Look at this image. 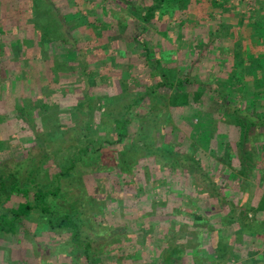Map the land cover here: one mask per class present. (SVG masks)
Returning a JSON list of instances; mask_svg holds the SVG:
<instances>
[{
    "label": "trees",
    "instance_id": "obj_1",
    "mask_svg": "<svg viewBox=\"0 0 264 264\" xmlns=\"http://www.w3.org/2000/svg\"><path fill=\"white\" fill-rule=\"evenodd\" d=\"M15 1L8 0V12L12 16L16 12L28 29L31 64L41 67L24 77L37 86L35 95L28 99L14 94L9 99L10 112L27 124L32 112L42 119L39 127L35 122L30 126L33 146L26 148L25 157L15 159L0 152L1 263L10 264L16 250L10 242L19 240L23 252L16 264H27L51 245L53 263L38 258L39 264H109L106 259L112 257V264H136L141 255L124 244L129 247L131 233L140 236L150 228L164 243L162 248L155 245L150 264L157 260L159 264H185L186 256L194 264H227L239 258L227 242L231 235L239 241L241 235H249L251 242L257 237L264 241V219L258 216L264 215V190L251 183L250 189L236 191L230 188L231 178L223 179V169L216 172L220 168L216 167L214 179L201 163L203 158L210 159L205 152L214 134L227 135L234 129L236 139L226 143L223 152L224 158L236 164L231 174L244 182L256 175V182L264 186V0H108L110 5L105 0H20L18 5ZM191 8L201 16L196 24L202 23V29L192 35L193 47L187 48L178 33L173 41V32L166 27L169 22L158 31L156 25L167 14L180 32L186 24L183 13ZM102 14L111 21H105ZM155 28L160 40L156 44L162 48L150 44ZM52 45L68 49L75 59L54 56ZM7 48L0 49V62ZM95 63L102 70L109 65L117 68L120 91L94 94L101 87ZM47 83L48 94L43 96ZM7 91L1 86L0 111H6L2 107ZM51 97L68 99L73 106L63 109L56 101L48 103ZM190 112L198 119L199 136L182 149V129L185 122L191 123ZM65 133H70L73 143L61 146L66 143ZM200 149L204 157L199 156ZM110 151L114 165H101L103 155ZM145 160L151 164H144ZM135 170L153 190L162 186L164 176H173L181 184L184 175L195 197L213 198L202 215L197 207L186 221L191 236L201 233L208 238L215 231L213 255L193 245L190 235H177L181 223L177 207L168 213L165 201L149 198L147 205L141 200L146 196L133 185ZM77 172L89 173L95 183L105 178L93 189L103 191V200L91 196ZM216 180L237 197L235 204L229 196L221 197ZM123 187L130 190L133 201L124 199ZM111 200L127 223L105 220L101 213ZM125 204L128 210L121 208ZM234 209L238 210V227L224 236L227 223L234 220ZM215 218L217 226L211 222ZM112 246L114 254L107 257L106 250ZM63 258L68 261L61 262ZM257 261L263 258H249L243 264Z\"/></svg>",
    "mask_w": 264,
    "mask_h": 264
},
{
    "label": "rangeland",
    "instance_id": "obj_2",
    "mask_svg": "<svg viewBox=\"0 0 264 264\" xmlns=\"http://www.w3.org/2000/svg\"><path fill=\"white\" fill-rule=\"evenodd\" d=\"M20 0H16L15 4H20ZM105 2H107V5H110L111 3L108 2V0H105ZM0 4L4 5V7L1 5L0 8V49L3 48L4 46L8 48L6 49V52L4 51V54H2V60L0 62V88L1 86H3V88H7L8 91L6 92V96L4 95V106L2 107L6 109V111L1 110L0 111V146L3 147V149H0V152H2L1 156H4L6 154H12L13 157L15 159H20L21 157H25V152H26V148L30 146V142H31V137H32V131H31V127L32 125H34L33 123L35 122L37 124V126L39 127L40 121H41V116L39 117L38 115H35L32 112V118H29V122L24 123L23 121H21L19 118H17L16 114L14 112H10L11 110V105H10V97H12L14 94L16 95H23L25 97H27L28 99H31V95H35L36 88L37 86L33 83H31L30 80H25L24 77L27 76V73H31L32 75L38 73V69H40L41 66H38V68H36L35 65H32V61H31V48H32V43H26V40L28 38V34H27V30L26 28H24L22 26V22L21 20H19L17 13L15 12V16L12 14H9L11 12H8V0H0ZM10 7V6H9ZM250 8L247 7L244 10H249ZM20 11V10H18ZM8 14L7 18H4V14ZM84 13V11H83ZM165 16L161 19V22L159 25L157 26L158 31H162L163 29V25L166 22H169L170 24L167 25V31L169 32H173V41L174 39L176 40V33L177 36L179 37V35H181V37L183 38V41L185 43H187V45H185L187 48L191 47L192 45V41L193 37L192 35H194V33H196L197 29H202V27H200V24H196L197 21H201V16H199V13L196 12V10H193L192 8L189 9V11L186 13H183V16L186 24H183V26H181V30L180 32L176 31V22L174 20V18L170 19L169 17H167V14H164ZM102 17H105L103 19H105V21L110 22L111 18L107 15H103ZM123 15H120L121 20H123ZM129 30H131V24L129 23ZM141 25L138 26L137 32L141 30ZM171 27V28H170ZM156 29V28H155ZM157 29L156 31H154L151 34V39H149V41L151 42L150 44H152L154 47H158L160 46V48H162L161 43L156 44L157 41H160L159 38H156V36L158 37L157 34ZM178 29V28H177ZM161 33V32H160ZM175 33V35H174ZM162 36L166 37V34L164 35L163 32L161 33ZM181 37H179L181 39ZM95 41V40H93ZM10 46V48H9ZM176 47V46H175ZM193 47V45H192ZM51 49V53L56 56V55H62L65 59H71L74 60L71 57V54L64 49V47H54L53 45L50 47ZM176 52L181 51V49L178 47L176 48ZM6 55V56H5ZM4 56V58H3ZM29 60V61H28ZM99 61V60H98ZM99 63V62H98ZM96 64V63H95ZM95 66V65H94ZM102 66V65H101ZM100 65L96 64V66L94 67L95 70H97V72L99 71V84H101V87H99L97 89L96 92H94V94L96 93H109V94H113L116 93L117 91H120L119 89V74H118V70L117 68H114V66H108L105 70H102V67ZM43 68V66H42ZM45 71V69H44ZM73 78V76L71 77V79ZM11 83L10 85L8 84L9 82ZM49 83H47V87L45 85V89L42 88V94L43 96H46L48 94V91L46 88H48ZM41 86V87H43ZM13 89V90H12ZM53 89H58V87H53ZM59 92H61L59 90ZM56 99V100H55ZM38 101L40 99H37ZM50 102L56 101L58 102L56 105L60 106L61 108H69L73 106V102H71L70 100H62L59 99L57 97H51L48 98ZM34 114V116H33ZM188 115H190V121L189 122H185L187 124L183 126L182 131L185 133V135H183L182 139H181V143H182V149H184L186 145L189 144V141H191L192 139H196L198 138L199 134L198 131H196L197 129V124H198V119L195 115V113H188ZM33 117H35L33 119ZM40 120V121H39ZM65 122V121H64ZM64 122H62L64 125H66ZM62 124V125H63ZM68 124V123H67ZM31 126V127H30ZM37 127V128H38ZM44 129V128H43ZM45 131H47V129H45ZM201 133V132H200ZM198 135V136H197ZM63 139L65 140L66 143H60L61 146H63L64 144H66V146L70 145L71 143H73V138L72 136H70V133L68 134H64L63 135ZM236 139V133L234 129H230L228 131L227 135H221L220 133H215L211 142H210V146H209V150H207L205 152V154H207L206 156L210 159H205L203 158L201 160V163L203 165V168L205 169V171L207 173H209V176H211L212 178H217V176L215 175L216 173H214L215 169L217 166H219L220 168H217L218 171L216 172H220L223 169L222 172V177L223 179H229L231 178V186L230 188L236 190V191H241L240 189H242L243 187L249 188L250 189V184L251 183H256L259 185V188L264 190V186H262L263 184L259 182H256L257 180V176L255 175V177H250L247 180H245V182L237 176L232 175V168L236 167V164L233 162V160L229 161L227 158H224V146L226 143H232L234 142ZM184 140V141H183ZM200 141V140H199ZM180 143V142H178ZM33 145H31L30 147H32ZM32 151L36 153L37 149L33 148ZM200 157H204L202 150L200 149L198 152ZM209 161V166L207 167L206 162ZM115 162V158L113 155V152L110 151L109 153H105L102 157V162L101 165H109L112 166L114 165ZM145 162V163H144ZM227 162H229L227 164ZM144 164L148 163L151 164L150 160H145L143 161ZM225 163V164H224ZM153 164V162H152ZM229 164H231V166H228ZM153 166H155L153 164ZM152 166V167H153ZM108 167V166H107ZM144 167V166H142ZM141 167V168H142ZM156 167V166H155ZM154 168V167H153ZM93 169V168H92ZM156 170V168H154ZM138 170V169H137ZM141 171V170H140ZM159 171V170H158ZM162 173V172H161ZM87 175L81 174L80 172H77V177L79 178H84L85 180V186L87 187V189H89V191H91L90 193L92 194L91 196H93L95 198V200L101 201L103 200L102 197H104V193L103 191L100 189L98 190H93L96 186L97 183L100 185H102V183L105 181V178H98L96 179V183L94 182L95 180H92V177L89 175V173H86ZM157 176L159 175L158 172L156 171ZM232 176H230V175ZM258 174V177L260 178V174ZM134 178H133V185L136 189V191H139L144 194V196H146L145 198H141V200H149V198H153L155 201H165L167 203L168 206V213L171 211V208H178L177 209V216L179 217L177 219L181 220V223L179 225H177L179 229V231L181 232H177L178 236H184L185 237H189L190 234L192 232V230L186 229V221H189V213H192L193 211H195V208L199 207L200 208V214L202 215V213H204L203 207L205 205H207L209 202H213V198H208L207 196H198L195 197V191L194 189L190 186L187 185L185 183V176L183 175L181 184L178 183L177 181H179L178 179H174L173 176L172 178H170V175L168 176H164L163 178V184L160 188H158L157 190H153L152 186L149 184L148 180H145L146 177H144L142 175V173L140 174L139 172H137L135 170V174H134ZM230 176V177H229ZM262 176V175H261ZM222 179V178H221ZM264 179V177H263ZM82 179H80L81 181ZM79 183V182H78ZM77 183V184H78ZM216 183L218 185L217 189L219 192H221V197L224 196H229V201H231L233 204L236 203L237 201V197H235V195H231L230 192L220 184V182L218 180H216ZM76 185V184H75ZM99 185L97 188H99ZM105 188V187H104ZM124 191V199L126 200H130L133 201V198H131L130 195L131 192H128L130 190L125 189V187H123L122 189ZM181 190V192H180ZM73 193H77V191L75 190V192ZM140 194V195H142ZM128 196V197H127ZM230 202V203H231ZM117 203L115 201H109L107 202V207L106 209L101 213L102 215H104L105 220L108 222L117 220L119 222H123V223H127V221L125 220L126 218L121 217V214H118V210H115V208H117L118 206L116 205ZM128 204V203H127ZM121 207L123 210H128V208L126 207ZM147 205H148V201H147ZM145 205V207L147 206ZM124 212V211H122ZM198 214V213H197ZM234 220L229 221V223H227V226L229 228V230L227 232L224 233V236H230L231 233L233 232V230L237 229V223L236 221H238V210L234 209ZM259 218L264 219V215L262 214H258ZM204 218H206V216H204ZM207 219V218H206ZM192 220V219H191ZM206 221V220H205ZM215 226H217L218 220L215 218L214 221H211ZM113 224V223H112ZM224 224V221H223ZM192 225V224H191ZM194 226V224H193ZM191 226L190 228L193 229L195 227ZM214 226V227H215ZM177 228V229H178ZM200 229H203V227H200ZM204 230V229H203ZM214 233H212L209 237V233H208V238L204 237L206 235H202L201 233H199L198 235H190V237H192V243L193 245H200V248L205 249L208 253H211L213 255V249L215 247V243L217 242V237L215 235V231H213ZM149 234L151 236H149ZM132 235V239H131V243L128 247V245L126 246V243L124 244V247H127L126 249L131 251H136L138 252L141 256H140V262H137L136 264H150L149 263V259L152 257V255H154V252L156 249L155 245H161V248L164 247V243H162V241H160V239L158 238L157 232L156 231H152V229H148L146 232H142L140 236H138V234H135L136 237H134V234L131 233ZM236 236V235H235ZM234 235H231L229 241L230 244L233 247V251H236L238 253V259H232L230 262H228L227 264H243V261H246L249 258H253V259H258V257H262L263 261H257L256 264H264V241H263V237H257L256 240H254V242H251V238L249 235H241L242 236V240L239 241L238 238H235ZM24 239V238H23ZM24 241V240H23ZM14 243L10 242V244H12L11 246L16 249L14 250L15 252L13 254L10 255V264H16V260L18 261L21 257V253L23 252V249H19L20 245L22 244V241L19 240H14ZM168 242H165V244H167ZM254 243V245H253ZM18 244V245H16ZM9 245V242H8ZM113 249H116V247L112 246V249L110 248L109 250H106V256L110 257V253H113ZM154 251V252H153ZM53 252V247L52 245L50 247H46L41 253L37 252V254H35L34 259H29L27 264H39L38 262V258H41L43 261L49 262V263H53L54 259H52L51 253ZM158 252V251H157ZM129 253V252H128ZM27 255L30 256L29 250L27 252ZM160 256V253H159ZM22 260V259H21ZM108 260L107 262H109V264L114 263V258H109L106 259ZM68 261L67 258H63L61 260V262L66 263ZM14 262V263H13ZM94 262H98V258H94ZM185 264H194L192 262L191 257L186 256L184 259ZM159 260L157 261H153L151 264H159ZM0 264H4L1 263ZM7 264V263H6ZM127 264V263H125ZM204 264H210V262H205ZM216 264H219L218 262Z\"/></svg>",
    "mask_w": 264,
    "mask_h": 264
}]
</instances>
